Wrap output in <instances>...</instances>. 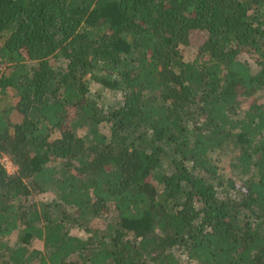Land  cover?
<instances>
[{
    "label": "trees",
    "instance_id": "trees-1",
    "mask_svg": "<svg viewBox=\"0 0 264 264\" xmlns=\"http://www.w3.org/2000/svg\"><path fill=\"white\" fill-rule=\"evenodd\" d=\"M263 73L264 0H0V264H264Z\"/></svg>",
    "mask_w": 264,
    "mask_h": 264
},
{
    "label": "rangeland",
    "instance_id": "rangeland-1",
    "mask_svg": "<svg viewBox=\"0 0 264 264\" xmlns=\"http://www.w3.org/2000/svg\"><path fill=\"white\" fill-rule=\"evenodd\" d=\"M203 41H204L203 36L200 33H192L190 35L188 45L185 46L184 48H182L183 59L185 62H191L195 58L196 53H197L199 47L202 45ZM239 59H240V61L246 63L249 66L250 71L253 75H256V74L263 72V68L259 67L255 63L254 59L251 58L248 54H246V53L240 54ZM52 64L55 68L56 67H65L66 62L62 58H58V59H54L52 61ZM30 65L36 66L35 63H31ZM87 83H88L91 95L95 98L96 101L100 102L105 107H115L117 104L121 103L122 96H121L120 92L106 89L102 85H100L99 83H96L90 79H87ZM254 100L257 103L264 104V86H263L262 90L256 94ZM15 103H16V99L14 97V91L13 90L8 89L5 92V94L0 95V107H10L11 108L15 105ZM248 108H249L248 103L242 105V109L240 110L239 114H241V115L244 114L245 111L248 110ZM10 118H11V122L13 124H18L21 120L20 115L16 111H13L11 113ZM58 136L59 135L57 133H53L51 139L53 140V139L57 138ZM236 152H237V150L235 148L230 149L226 152L219 154V157H217V159L215 161H216V164L218 165L219 172L222 175L232 176L237 181V183L240 184V182L242 180L246 179L247 176L242 175L238 169H236L235 167H233L231 165V163L234 161V159L236 157ZM1 163L3 164L6 171L9 174H15L17 169L12 164L11 160L8 157L3 156L1 159ZM48 194L36 195L34 198H30L29 200H31V202H44V201H47L50 199V196ZM102 222H103L102 220L94 221V224H97L99 226V228H104L105 225H103L104 222H103V224H102ZM71 233L73 235L79 237V238H82V239L86 238V234L82 230L74 229L73 231H71ZM18 239L19 238H18L17 234H15L11 237L0 238V244L7 242V240H9L8 241L9 243H13V242H16ZM30 248L32 250L33 249L42 250L43 245L41 242L33 241L31 243ZM181 264H195V263H189L186 260V258L184 256H182L181 257Z\"/></svg>",
    "mask_w": 264,
    "mask_h": 264
}]
</instances>
